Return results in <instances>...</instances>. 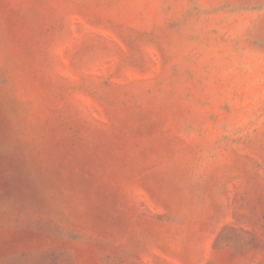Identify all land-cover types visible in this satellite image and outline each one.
I'll return each mask as SVG.
<instances>
[{
	"label": "rangeland",
	"instance_id": "rangeland-1",
	"mask_svg": "<svg viewBox=\"0 0 264 264\" xmlns=\"http://www.w3.org/2000/svg\"><path fill=\"white\" fill-rule=\"evenodd\" d=\"M0 264H264V0H0Z\"/></svg>",
	"mask_w": 264,
	"mask_h": 264
}]
</instances>
